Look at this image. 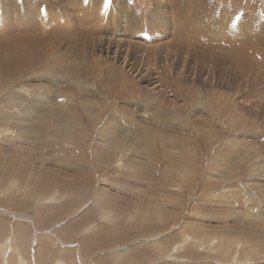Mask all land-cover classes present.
Instances as JSON below:
<instances>
[{"label":"rangeland","instance_id":"374dc122","mask_svg":"<svg viewBox=\"0 0 264 264\" xmlns=\"http://www.w3.org/2000/svg\"><path fill=\"white\" fill-rule=\"evenodd\" d=\"M263 39L264 0H0V264H264Z\"/></svg>","mask_w":264,"mask_h":264},{"label":"bare ground","instance_id":"6f19581e","mask_svg":"<svg viewBox=\"0 0 264 264\" xmlns=\"http://www.w3.org/2000/svg\"><path fill=\"white\" fill-rule=\"evenodd\" d=\"M199 3H200V2H199ZM195 4H196V3H195ZM197 7H198V6H197ZM196 14H197V12H196ZM198 15H199V14H198ZM235 17H236V16H235ZM196 18H197V17H196ZM198 19H199V18H198ZM238 25H239V24H238ZM241 25H242V23H241ZM241 25H239V26H241ZM204 27H206V26H204ZM204 27H203V28H204ZM241 27L243 28V25H242ZM241 27H240V28H241ZM208 28H209V26H208ZM208 28H206V29H208ZM244 28H245V27H244ZM244 28H243V29H244ZM201 29H202V28H201ZM201 29H200V30H201ZM236 29H237V28H235V31H236ZM200 30H199V31H200ZM241 30H242V29H241ZM201 31H203V29H202ZM204 31H205V30H204ZM235 31H234V34L236 35V32H235ZM231 32H232V31H231ZM243 32H244V31H243ZM204 33H205V32H204ZM204 33H203V34H204ZM250 33H251V32H250ZM203 34H200V35H203ZM245 34H246V33H245ZM232 35H233V34H232ZM238 35H239V34H238ZM207 36H208V35H207ZM241 36H242V35H241ZM259 36H260V35H259ZM197 37H198V36H197ZM199 37H201V36H199ZM202 37H203V36H202ZM234 37H235V36H234ZM234 37H233V38H234ZM236 37H238V36H236ZM262 37H263V36L261 35V38H262ZM93 38H94V37H93ZM194 38H195V37H194ZM233 38H232V39H233ZM197 39H198V38H197ZM238 39L240 40V37H238ZM238 39H237V40H238ZM30 40H32V39H30ZM30 40H28V41H30ZM253 40L256 41V39H253ZM259 40H261V39L259 38ZM263 40H264V39H263ZM201 41H202V40H201ZM244 42H245V40H244ZM256 42H257V41H256ZM259 42H260V41H259ZM262 42H264V41H262ZM30 43H31V41H30ZM246 43L249 44L248 42H246ZM257 43H258V42H257ZM7 44H8V43H7ZM7 44H6V45H7ZM202 44H203V43H202ZM211 44H212V42H211ZM230 44H231V43H230ZM14 45H15V44H12V46H14ZM225 45H226V44H225ZM232 45H234V44H232ZM236 45H237V44H236ZM223 46H224V45H223ZM227 46H228V44H227ZM248 46L251 47L252 45L250 44V45H248ZM254 46H256V45H254ZM258 46H259V45H258ZM258 46H256V48L252 47V48L256 49V54H257V55H256V54H254V55H256L257 58H258V56H259V55H258V52H257V51L259 50V49H257ZM14 47H15V46H14ZM229 47H230V45L228 46V48H229ZM241 47H242V46H241ZM243 47H244V46H243ZM250 47H249V48H250ZM10 48H11V47L9 46V49H10ZM22 48H24V47H22ZM230 48H231V47H230ZM230 48H229V49H230ZM238 48H239V47H238ZM252 48H251V50H252ZM235 49H236V47H235ZM239 49H240V48H239ZM239 49H237V50L239 51ZM243 49H244V48H243ZM10 50L12 51V49H10ZM10 50H9V51H10ZM21 50H22V49H21ZM28 50H29V48H28ZM240 50L242 51V49H240ZM249 50H250V49H249ZM251 50H250V51H251ZM17 51H18V50H17ZM222 51H223V50H222ZM228 51H229V50H228ZM244 51H245V50H244ZM247 51H248V50H247ZM15 52H16V51H15ZM24 52H25V51H24ZM27 52H28V51H27ZM204 52H205V51H204ZM234 52H235V51H234ZM259 52H261V51H259ZM11 53H12V52H11ZM246 53H247V52H246ZM253 53H254V50H253ZM244 54H245V53H244ZM244 54H243V52H235V58H236V57L238 58V55H239V56H244ZM261 54H264V52L260 53V56H261ZM245 55H247V54H245ZM250 56H251V55H249L248 57H250ZM252 57L254 58V56H251V59H252ZM230 58H231V57H230ZM230 58H229V59H230ZM233 58H234V57H233ZM245 58H247V57L245 56ZM247 59H248V58H247ZM262 59H263V58H262ZM242 60H245V59H242ZM252 60L254 61V59H252ZM257 60H258V59H257ZM259 60H260V58H259ZM259 60H258V61H259ZM228 61H229V60H228ZM244 62H247V60L244 61ZM236 63H237V62H236ZM252 64H254V63H252ZM238 65L241 66V62L238 61ZM249 65H250V64H249ZM252 66H253V65H252ZM254 66H255V65H254ZM238 67H239V66H238ZM240 69H242V68H240ZM259 70H260V69H259ZM238 71H239V70H238ZM240 71H241V70H240ZM19 72H20V71H19ZM252 77H254V76H252ZM122 251H125V250H122ZM122 251H121V252H122Z\"/></svg>","mask_w":264,"mask_h":264},{"label":"snow or ice","instance_id":"6c2138e0","mask_svg":"<svg viewBox=\"0 0 264 264\" xmlns=\"http://www.w3.org/2000/svg\"><path fill=\"white\" fill-rule=\"evenodd\" d=\"M87 2V0H85ZM112 0H104V10L106 11L110 5H111Z\"/></svg>","mask_w":264,"mask_h":264}]
</instances>
